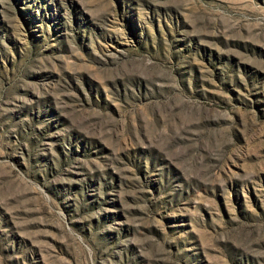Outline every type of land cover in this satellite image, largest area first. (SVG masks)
<instances>
[{
	"label": "rangeland",
	"instance_id": "1",
	"mask_svg": "<svg viewBox=\"0 0 264 264\" xmlns=\"http://www.w3.org/2000/svg\"><path fill=\"white\" fill-rule=\"evenodd\" d=\"M0 264H264V0H0Z\"/></svg>",
	"mask_w": 264,
	"mask_h": 264
}]
</instances>
